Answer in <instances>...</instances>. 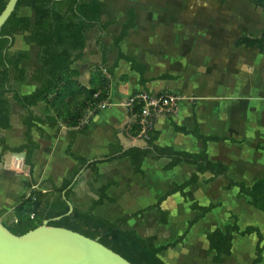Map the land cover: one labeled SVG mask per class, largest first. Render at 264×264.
Segmentation results:
<instances>
[{
	"label": "crops",
	"instance_id": "0c3cea01",
	"mask_svg": "<svg viewBox=\"0 0 264 264\" xmlns=\"http://www.w3.org/2000/svg\"><path fill=\"white\" fill-rule=\"evenodd\" d=\"M101 2L103 5L102 22H108V28L111 26L117 27L119 31L127 21L126 11L129 8H134L137 18L136 25L130 29L131 31L139 27L140 19L141 22L143 21L141 18L143 13L148 12L149 14L152 12L158 1L101 0ZM228 9L226 12L231 13L232 9ZM119 12L124 14L120 20L108 16L110 13ZM211 12L213 18L218 21L221 17L219 6L213 7ZM18 14L29 16L31 26L25 33L15 35L14 43L8 54L14 58L19 51H27L28 57L20 61V67L25 69V79L18 80L13 71L11 83L17 85L22 93L28 94L40 85V83L35 84L32 80V76L41 66L38 60L40 47L35 42H28L25 39V36L29 35L34 29L35 11L31 7L21 6L18 9ZM229 19L231 23L236 25L237 20L235 17ZM232 19H234V22ZM97 27L95 26L86 32V54L73 64V67L81 70L84 82L89 79L92 73V66L86 65L92 60L91 55L93 53L97 55L94 59L96 65L102 63V52L94 44V40L92 42L89 37L91 31ZM130 31L120 43L122 50L123 42L130 35ZM243 35L260 36L251 34L240 36ZM238 38L234 40L233 48L219 50V56L216 55L218 50H214L212 78L209 74L206 76V72H201L202 74L198 76L188 73L182 77L179 75L177 79H159L157 77L164 72L174 73L156 65L159 68L157 70L147 63L149 69L145 73V78L148 81L145 85H142L139 82L140 74L130 69V63L124 59L119 60L111 78L110 94L106 100L109 104L104 108H99L98 113L90 115V121L85 131L81 128L82 126L68 127L64 124L53 127L42 125L43 133L39 129H34L32 133L35 141L39 143V148L33 153L32 161L35 165L33 172H30V167L25 163V158L17 157L11 151L4 153L3 159L0 161V209H7L6 215L12 214L21 197L29 193V182H40L46 178H52L57 186H61L64 179L68 177L69 171L78 163L70 152L84 156L91 162L113 154L112 151L116 148L121 149L117 152L116 158L97 164L98 176L90 168H82V171L80 170L81 174L74 182L75 185L70 196V201L74 206L85 209L94 199L99 197L101 187L109 183L106 193L114 198V201L105 200L102 205L95 208V213L109 220H116L126 213L136 212L154 204L166 191L174 189L176 184H181L189 179L197 172L194 164L181 162L173 168L167 169L165 166L170 162V158H158L155 154L150 153L143 161V173H135L130 157L121 156V153L131 147H143L145 145L141 133L133 135L130 132V127L136 117L125 104L130 95L139 91H146L151 94L171 92L181 97L175 113L156 112L152 115V125L160 132L156 141L157 144L171 146L176 150L191 152L199 150L201 142L193 134L177 130L174 123L185 126L187 129H193L197 125L202 134L223 136L225 137L224 140L208 142L209 158L213 161H222L228 164V178L243 181L247 186L252 185L255 180L264 174V86L261 81H259V85L258 80L255 82V86H250L248 83L253 76L250 72L253 67L250 62L258 60L257 58L261 57L258 54H264V50L261 51L257 46L247 47L245 44L236 46L235 42ZM102 41L105 45L113 43L109 44L105 40ZM111 52L114 53L111 54ZM257 52L259 53L257 54ZM107 57L108 61L104 70L111 68L117 61V49H109ZM205 57L207 58V56ZM198 61L200 62V60ZM226 61L229 64H225ZM234 62L236 63L235 68L233 67ZM237 62H242V68H239L240 74L237 71L238 68H236L238 66ZM242 64H249L251 68L248 67L249 65ZM196 65L198 69L200 64ZM254 68L257 69L260 66L257 65ZM123 74L128 75L127 79L121 77ZM196 78H198L197 81ZM256 87H259L258 90ZM11 104L12 126L6 129L0 128V139H5L9 145L19 146L25 142L24 130L26 127L23 118L28 112L13 99H11ZM31 109L36 115H46L44 102H39ZM1 148L0 142V150ZM18 167H20V173H18ZM212 176L211 172L199 173V180L185 188L187 201L180 191L172 193L163 201L162 208L169 212L167 223H159L160 214L157 208L154 207L146 210L142 217L138 215L131 218L122 227L124 229L135 228L142 236L147 238L149 246L158 247L175 241L187 227L189 216L193 215L195 218L196 215L201 213L200 210L191 209L189 205L192 202L196 201L201 205L217 204V207L200 219L205 221L209 219V215L219 219V216L225 211V205L230 207L231 204L232 208L237 205L236 194L239 187L233 186L227 189L228 193L224 191L225 194L221 189L226 190L224 187L228 181L227 177L220 175L212 180ZM32 187L36 188L37 185L33 184ZM231 189L234 190V194H229ZM221 194H224L223 197H226V200L229 198L228 203L222 201ZM244 196L248 201L249 196ZM250 207V209L254 208L252 205ZM227 210L230 211V209ZM177 221L180 223H176L177 226H175L174 223ZM154 222L158 224H154ZM230 222L218 223L215 227H223ZM239 225L241 226L240 223ZM244 227L241 226V228ZM211 230H206V237ZM238 235L233 232L234 245L232 253ZM193 237V230H190L182 243L162 250L159 255L169 264H178L177 259H180L181 264H189L194 261V257H190L191 254H187V256H184V254L186 252L190 253L196 248ZM169 255L176 261L168 259ZM230 255H226V259ZM188 257H190L189 263H185L184 260ZM194 263L201 264V260L197 259ZM207 263L222 264L214 262L212 255L208 261L207 258H203V264Z\"/></svg>",
	"mask_w": 264,
	"mask_h": 264
},
{
	"label": "trees",
	"instance_id": "16d2710c",
	"mask_svg": "<svg viewBox=\"0 0 264 264\" xmlns=\"http://www.w3.org/2000/svg\"><path fill=\"white\" fill-rule=\"evenodd\" d=\"M249 1L264 11V0ZM7 2L8 0H0V13ZM21 6L31 7L35 11L34 29L29 35L25 36V39L28 42H35L40 47L38 60L41 66L32 76L33 82L35 84L40 83V85L28 94L22 93L17 85L11 83L13 71L18 80L25 79V69L20 67V61L28 57V52L19 51L14 58L8 54L14 43L15 35L25 33L31 26L29 16L18 14V9ZM102 13L101 0H18L15 10L0 32V128L6 129L12 126L11 99H13L28 112L23 118L26 127L24 130L25 142L19 146H12L1 138L0 161L6 151H26L25 163L30 167V172H33L35 166L32 161L33 153L39 148V143L35 141L32 133L34 129H39L42 132V125L53 127L64 124L68 127L82 126L81 128L85 131L90 117L99 112V104L109 98L111 78L119 60L124 59L129 62L130 69L140 74L139 82L142 85L146 84L148 79L145 78V73L149 66L139 61L135 56L124 52L120 46L121 41L128 35L130 29L136 25L137 14L135 9L129 8L126 11L127 21L123 24L119 33L114 36L113 43L109 46H105L101 40L109 25L108 22H102ZM95 26H98L99 32L95 36L94 42L95 45L101 46L103 58L102 63L94 67L89 79L84 82L81 70L73 67V64L85 56L87 42L85 34ZM243 44L247 47L257 46L263 51L264 31L258 37L240 36L235 45L240 46ZM111 48H116L118 51L117 61L111 68L104 70L108 61L107 51ZM121 77L127 79L128 75L123 74ZM178 77L179 75L164 72L157 78L177 79ZM9 93H13L12 98L8 95ZM39 102L45 103V116L36 115L31 109ZM142 109L143 103L141 102L135 103L130 109L136 117L130 127V132L133 135L141 133L145 145L143 147H131L121 153V156L130 157L135 173H143V161L150 153L155 154L158 158H170V162L165 166L167 169L173 168L181 162L194 164L197 172L189 179L181 184H176L174 189L166 191L154 204L136 212L126 213L116 220H109L95 213L96 206L102 205L105 200L114 201V198L106 193L109 183L101 187L99 197L94 199L87 208L74 206L73 210L67 213L70 208V196L75 185L73 180L79 171L87 167L98 176L97 164L116 158L117 152L121 149L116 148L112 151L113 154L91 162L84 156L70 152L78 163L69 171V175L64 179L62 185L57 186L52 178H46L40 182H29L30 191L22 196L15 205L13 220L10 222L2 220L3 223L14 234L21 235L48 219L49 225L66 227L98 239L133 264H169L161 258L160 252L182 242L193 224L217 204L201 205L196 201L192 202L190 206L193 209L200 210L201 213L189 221L187 229L175 241L158 247L149 246L147 238L142 236L135 228L124 229L122 226L135 216L142 217L146 210L154 207L157 208L160 214L159 221L167 223L168 211L163 209L161 205L169 195L180 191L186 200L185 188L199 180V173L211 172L213 174L212 180L220 175L227 177L228 164L222 161H213L208 155V142L221 141L225 137L202 134L197 125L193 129H187L185 126L174 123L177 130L193 134L201 142V147L198 151L191 152L176 150L171 146H161L156 142L160 132L153 125L142 132ZM227 179L226 188L239 187L241 194L249 196V204L264 213V174L250 186H247L243 181H236L228 177ZM33 184L37 187L33 188ZM5 212V209H1L0 216ZM32 213H34L33 217L31 216ZM233 232L242 236L256 234V257L248 264L260 263L263 259L262 251L264 249V234L261 228L253 224L241 228L235 215L234 221L226 223L223 227L217 226L207 234L209 250L214 252V262L221 263L226 255L232 253L234 245Z\"/></svg>",
	"mask_w": 264,
	"mask_h": 264
},
{
	"label": "rangeland",
	"instance_id": "374dc122",
	"mask_svg": "<svg viewBox=\"0 0 264 264\" xmlns=\"http://www.w3.org/2000/svg\"><path fill=\"white\" fill-rule=\"evenodd\" d=\"M157 1L158 2L156 6L153 7L154 10H152V12H150L149 14L148 12L143 13V16L141 17L143 21L141 22L140 19L139 27L130 31V35L123 42V50L134 55L137 59L141 60L142 62H145L146 64L147 63L150 64L152 67H155L157 70L159 68H157L156 65L162 67L163 69L164 68L167 69V71L169 72L178 74L181 77L188 73L195 74L198 76L202 74L201 72L203 73L206 72V76L207 74H209L210 78H212L211 77L212 64H213L212 59L214 57L213 54H215L214 50L215 51L216 49L218 50L216 55L219 56L218 54L220 53L219 50L223 48L234 47V40L238 38V36L242 34L260 35L261 32L264 31V11H262L260 7H256L251 1L248 0H165V1L157 0ZM216 6H219L221 10V17L220 19H218V21L217 19L213 18V14L211 12L212 8ZM228 8L232 9L231 13L226 12L229 10ZM123 15L124 14L122 12L115 14H111V13L108 14L109 18H113L117 20H120L123 17ZM226 17L227 19L225 20ZM230 17L236 18L237 20L236 25H234V23H231L230 19H229L230 21L228 20V18ZM150 19L151 21H149ZM232 20L234 22V19ZM91 32L92 33L89 35V37L91 38L90 40H92L93 42L95 36L99 32V28L97 27L96 29H93V31ZM118 32L119 30L117 27H113V26L109 28L107 27V30L104 33V36L101 38V40H105V42L111 44L113 42L114 36ZM105 46H109V45H105ZM97 48H99L100 52H102V48L99 45H97ZM113 53L114 52H111V54ZM258 53L259 52H257V54ZM258 55L261 56L257 58L258 60H254L253 62H250L251 66L253 67L254 66L256 67L257 65L260 66V68L257 69L255 68L253 69L252 67V69L250 70V72H252L251 74L253 75L248 83L250 86L251 85L255 86V82L257 80L259 85H260L259 81H261L264 86V54L261 55L258 54ZM91 56H92L91 58L92 60L89 61V63L86 65H88L89 67L92 66V70H93L94 67L96 66V64L94 63L95 61L94 59L96 58L97 55L93 53ZM205 56H207V58ZM201 59L204 60L205 62L204 61L202 62ZM198 60H200V62ZM224 63L229 64L227 63V61ZM237 63L238 66H236V68H238L237 71H239V68H242L241 67L242 62H237ZM196 64H200L198 69ZM235 64L236 63L234 62V66H233L234 68H235ZM242 65H249V64H242ZM251 66L249 65L248 67L251 68ZM240 73L241 71H239V74ZM260 73H262V75H260ZM197 79L198 78H196V81ZM258 88L259 87H256L257 90ZM8 95L12 96V93H9ZM99 108L101 107L99 106ZM20 172H21L20 167H18V173ZM226 185L224 187V189L226 190L221 189L222 192L224 191L227 192L228 188H226ZM233 192L234 190L231 189L229 191V194H234ZM223 195L224 194H221L223 198L222 201L228 203L229 198H227L226 200L225 199L226 197H223ZM244 195L245 194H241L238 190L236 194L237 205L235 206V208H232L231 204L230 207L225 205L224 206L225 211L223 212L222 215L219 216V219L218 217L215 218V216L209 215V219L202 221L201 218L200 219L201 221L198 220L196 223L193 224L190 230L191 231L193 230V236H194L193 238L196 242V248L194 249V251L190 253L186 252L184 256H187V254H191L190 257H194V261L189 263L188 260L190 257H188L185 258L184 260L185 263L188 262L189 264H195L194 263L195 260L198 259L201 260V264H203V258H207V261L211 258V255L213 258L214 253L209 250L208 241H207L208 239L205 235V232L207 229H213L218 223H222L225 221H231V222L234 221V215L237 217V221L241 224L242 227L248 224H253L259 226L262 232H264V215H263L264 213L259 209L256 210L257 208H255L254 206H253L254 208L252 207L253 209H250L251 204L249 205V202L247 201V198H245ZM215 207H217V205ZM227 209H230V211H228ZM233 209H234V213H233ZM5 210L6 212L0 216V219L3 221L10 222L11 220H13V215H12L13 211L12 214L10 213V215L8 214L6 215L8 210L7 209ZM189 217L190 219L188 220V223L190 220L194 219L193 215H190ZM176 223H180V222L179 221L175 222L174 223L175 226H177ZM154 224H158V223L154 222ZM187 227L185 228V230L187 229ZM252 234L253 235L251 236L238 235L236 237L235 248L233 253L229 257H227V259L225 257L224 260L225 259L226 260L221 263L222 264L251 263L253 259L256 257V243H257V236H255L256 234L255 233ZM262 256L263 259L258 264H264V249L262 251ZM168 259H171V261L174 260L171 257V255H169ZM177 262L178 264H181L180 259H177Z\"/></svg>",
	"mask_w": 264,
	"mask_h": 264
},
{
	"label": "water",
	"instance_id": "95a60500",
	"mask_svg": "<svg viewBox=\"0 0 264 264\" xmlns=\"http://www.w3.org/2000/svg\"><path fill=\"white\" fill-rule=\"evenodd\" d=\"M17 2L8 0L0 13V32ZM13 154L25 158L26 151ZM69 206L67 213L73 210L71 201ZM48 222L45 219L39 226L17 235L0 219V264H133L98 239L66 227L49 225Z\"/></svg>",
	"mask_w": 264,
	"mask_h": 264
},
{
	"label": "built area",
	"instance_id": "2783aa9c",
	"mask_svg": "<svg viewBox=\"0 0 264 264\" xmlns=\"http://www.w3.org/2000/svg\"><path fill=\"white\" fill-rule=\"evenodd\" d=\"M181 97L171 93L163 92L158 94H151L146 91H139L130 95L126 101V105L131 109L135 103H143V109L141 112V124L143 125L142 132L147 127L152 125V115L156 112L173 114L176 112L179 106ZM109 103L105 100L99 104L101 108H104ZM34 216V213L31 214Z\"/></svg>",
	"mask_w": 264,
	"mask_h": 264
}]
</instances>
